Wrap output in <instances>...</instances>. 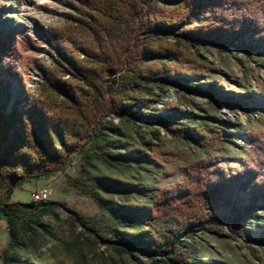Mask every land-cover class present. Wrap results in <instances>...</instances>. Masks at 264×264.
<instances>
[{
	"label": "trees",
	"instance_id": "1",
	"mask_svg": "<svg viewBox=\"0 0 264 264\" xmlns=\"http://www.w3.org/2000/svg\"><path fill=\"white\" fill-rule=\"evenodd\" d=\"M75 1L78 6L69 25L48 40L58 58L45 70L39 94L21 86L9 112L0 107V220L9 229L2 264H30L21 262L22 254L43 247L40 234L49 237L52 229L44 218L54 213V207L72 213L78 224L113 244L121 254L127 251L116 245L122 242L120 230L134 229L135 241L126 245L145 254L152 264L190 263L191 247L175 239L183 231L187 239L196 236L198 229L213 233L218 226L239 236L250 220L261 229L260 242L264 243V134L259 133L250 134L251 155L236 177L244 181L241 186L249 203L232 206V213L220 219L209 211L221 200L230 203L228 190L237 181L229 180L228 173L208 158L190 163L183 183L152 189L147 205L110 203L106 227L110 238L101 236L87 218L65 204L12 200L26 184L46 182L65 172L78 155L86 163L93 157L114 166L126 158V151H137L150 160L153 174L165 171L161 134L154 131L149 138L126 143V134L115 118L126 121L140 114L151 118L154 89L163 92L177 81L207 80L212 68L193 56L194 47L234 46L235 39L248 32L264 43V0ZM21 44L13 29L0 32V55L14 58ZM169 130L180 139L197 141L206 154L226 144L224 129L213 124H200L198 138L183 127ZM95 181L116 192L126 190L109 177L98 176ZM92 197L100 202L97 194ZM173 202L186 208L168 210L166 218L171 216L175 223L165 231L161 218L157 220L162 207ZM47 264L66 263L55 259Z\"/></svg>",
	"mask_w": 264,
	"mask_h": 264
},
{
	"label": "rangeland",
	"instance_id": "2",
	"mask_svg": "<svg viewBox=\"0 0 264 264\" xmlns=\"http://www.w3.org/2000/svg\"><path fill=\"white\" fill-rule=\"evenodd\" d=\"M77 6L75 0H0V32L13 29L22 42L14 58L0 55V107L4 110L9 112L21 86L39 94L45 70L53 67L58 58L57 52L50 49L48 40L53 32L69 25ZM191 51L194 57H199L212 68L207 80L177 81L163 92L154 89L156 104L148 113L151 118L143 114L126 121L115 118V123L126 134V143L149 138L154 131L161 134L165 153L161 162L165 171L153 174L150 160L137 151H126V158L115 161L114 166H106L93 157L86 163L78 155L73 157V165L65 172L46 182L26 184L15 192L12 200L30 202L33 192L48 189L52 192L49 202L65 204L72 212L87 218L89 226L101 236L110 238L106 233L110 203L123 204L126 201L147 205L152 189L183 183L186 167L208 158L214 166L228 173L229 180L237 181V186L228 190L230 203L221 200L209 212L220 219L232 213V206L247 205L249 196L241 186L244 181L236 180V177L251 155L250 134H264V43L257 40L254 33L248 32L235 39L234 46L217 48L205 45ZM190 84L198 85L200 89L194 91L189 88ZM144 98L147 99L146 96ZM200 124H213L224 129L226 144L219 151L206 154L197 141L180 139L169 130L171 127H183L198 138L196 130ZM82 169L86 172L81 173ZM98 176L118 181L126 190L116 192L115 189H107L94 182ZM92 193L99 196L100 202L92 197ZM171 208L184 210L186 207L179 202L165 204L157 220L159 222L161 218L162 230L174 227L175 219L171 216L166 218ZM53 210V214L44 218V222L52 225L51 235L48 237L42 232L43 247L25 251L22 263L47 264L57 259L66 264H152L145 254L126 245L135 241L137 232L134 229L120 230L122 242L116 245L124 246L127 251L121 254L113 244L78 224L72 213L61 207ZM258 215L263 216L261 211ZM175 228L177 231L181 225ZM215 230L204 233L198 229L196 236L187 239L186 231L176 235L177 241L192 249L189 264H264L261 229L253 227L250 220L239 236L226 228L216 226ZM8 243V225L0 220V264Z\"/></svg>",
	"mask_w": 264,
	"mask_h": 264
},
{
	"label": "built area",
	"instance_id": "3",
	"mask_svg": "<svg viewBox=\"0 0 264 264\" xmlns=\"http://www.w3.org/2000/svg\"><path fill=\"white\" fill-rule=\"evenodd\" d=\"M52 192L48 189H43L40 191H35L31 195V201L37 204H42L48 202L51 198Z\"/></svg>",
	"mask_w": 264,
	"mask_h": 264
}]
</instances>
